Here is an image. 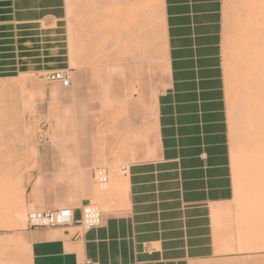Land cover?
Returning <instances> with one entry per match:
<instances>
[{
	"label": "rangeland",
	"instance_id": "374dc122",
	"mask_svg": "<svg viewBox=\"0 0 264 264\" xmlns=\"http://www.w3.org/2000/svg\"><path fill=\"white\" fill-rule=\"evenodd\" d=\"M20 1L9 11L24 5ZM240 5L222 0L229 146L237 202L264 221V151L254 148L264 142L256 127L264 126V107L257 123L250 120L247 141L237 107ZM62 6V21L55 16L21 27L15 16L0 25V233L21 230L29 211H44L25 203L26 190L38 196L43 179L80 193L83 206L112 213L122 200L116 189L126 175L121 168L148 158L154 138L156 100L168 78L161 0H62ZM56 71L70 77L69 87L49 78ZM246 102L255 99L248 95ZM98 168L108 173L106 187L94 180ZM251 197L259 200L253 206Z\"/></svg>",
	"mask_w": 264,
	"mask_h": 264
},
{
	"label": "crops",
	"instance_id": "0c3cea01",
	"mask_svg": "<svg viewBox=\"0 0 264 264\" xmlns=\"http://www.w3.org/2000/svg\"><path fill=\"white\" fill-rule=\"evenodd\" d=\"M20 2L9 11L13 0H0V25L15 16L21 27L64 16L62 0H43L41 8ZM161 21L167 86L156 100L148 158L116 180L121 204L81 235L77 228L2 232L0 264H264L263 218L235 194L222 0H161ZM68 190L43 179L38 196L26 190V206H71L79 219L86 198Z\"/></svg>",
	"mask_w": 264,
	"mask_h": 264
},
{
	"label": "bare ground",
	"instance_id": "6f19581e",
	"mask_svg": "<svg viewBox=\"0 0 264 264\" xmlns=\"http://www.w3.org/2000/svg\"><path fill=\"white\" fill-rule=\"evenodd\" d=\"M240 8L243 13L236 19V89L237 107L246 128L243 139L247 141L253 133L250 120L257 123L259 110L264 107V0H241ZM248 95L255 99L253 104L246 102ZM256 127L264 133L263 125ZM254 148L264 151V142L255 143ZM244 150H250L246 143Z\"/></svg>",
	"mask_w": 264,
	"mask_h": 264
},
{
	"label": "built area",
	"instance_id": "2783aa9c",
	"mask_svg": "<svg viewBox=\"0 0 264 264\" xmlns=\"http://www.w3.org/2000/svg\"><path fill=\"white\" fill-rule=\"evenodd\" d=\"M49 78L61 84L62 87L70 86V77L62 72L56 71L49 75ZM125 171V167L121 168ZM93 177L95 182L101 187L109 184V176L105 169L98 168L94 171ZM80 218L76 219L74 209L63 207L48 211H29L26 216V227L28 228H77V235H81L92 229H96L102 225V213L98 207L94 205H86L80 209ZM80 264H95L86 261Z\"/></svg>",
	"mask_w": 264,
	"mask_h": 264
}]
</instances>
